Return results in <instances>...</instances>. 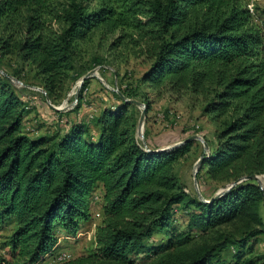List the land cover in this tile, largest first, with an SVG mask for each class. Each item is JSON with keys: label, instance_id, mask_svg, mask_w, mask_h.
I'll return each instance as SVG.
<instances>
[{"label": "trees", "instance_id": "obj_1", "mask_svg": "<svg viewBox=\"0 0 264 264\" xmlns=\"http://www.w3.org/2000/svg\"><path fill=\"white\" fill-rule=\"evenodd\" d=\"M0 28V63L15 57L29 67L52 103L86 74L78 72L82 45L95 33L119 32L150 62L141 85L158 98H198L219 125L197 173L214 190L201 200L178 175L194 141L171 150L149 136L139 143L136 106L127 102L138 95L128 87L93 120L97 137L84 123L35 137L39 130L24 125L35 108L0 74V230L14 226L11 259L0 264H38L55 253L60 232L75 236L91 219L99 188L105 205L96 248L64 264H138L141 255L155 264H226L230 249L240 264L264 236V189L244 180L264 175V23L240 0H0ZM178 209L189 214L186 233L174 227ZM215 230V243L193 242V233ZM159 234L167 241L156 244Z\"/></svg>", "mask_w": 264, "mask_h": 264}, {"label": "rangeland", "instance_id": "obj_2", "mask_svg": "<svg viewBox=\"0 0 264 264\" xmlns=\"http://www.w3.org/2000/svg\"><path fill=\"white\" fill-rule=\"evenodd\" d=\"M240 2L246 8L248 5H253L256 15L252 16L257 23H264V0H240ZM1 34L2 31H0V37ZM121 35L119 32L115 34L95 33L89 42L82 45L84 52L78 65V72H85L86 74L81 78H75L60 103L54 101L52 103L56 107L65 105L68 108L62 116H58L54 112L42 94L27 88H42L35 78V73L29 67L24 66L15 57L5 58L0 63L1 70L13 75L14 78L16 77L15 79L26 86L18 89L22 97L27 99L35 97L36 102L33 106L35 111L25 123L27 131L33 133L34 130L36 132L39 130L38 133L34 132L35 134H32L35 137L54 133L64 134L71 123H84L90 127V132L96 137L98 130L93 121H90V116L98 117L103 109L118 105V97L121 96V91L128 87L138 95L134 100L145 105L146 109L147 102L150 105V111L147 110L144 130L143 128L139 130V120L143 107L135 105L134 111L139 118L136 134L139 143L147 142L146 136H149L154 145L161 143L164 145L163 148H168L185 142V139L193 136H199L203 139V141H194L191 154L178 167V175L187 193L194 197L201 195L204 200V195H210L214 189L202 186L195 172L199 167L201 156L210 153L216 146V133L219 125L213 123L203 113V104L198 98L190 94H184L180 98L170 95L158 98L141 85L140 80L149 68L150 62L146 56L139 54L142 49L140 46H137L132 39L123 41L120 38ZM133 39L136 40V38ZM96 60L100 63L96 64ZM91 71H96L97 76L87 78L86 88L88 87V91L84 94L85 81L82 83L81 80ZM117 90L118 92H116ZM81 101L82 106L80 107ZM61 119L64 120V123L61 122ZM258 177L257 183L264 188V175ZM223 189L225 188L219 189L218 192ZM97 196L98 199H96ZM104 205L103 192L99 188L90 200L91 219L82 223L79 233L75 236L60 232L54 252H70L72 260L69 262L91 256L96 248V232L104 221ZM262 217L264 221V209ZM175 219V229L186 233L189 219L188 212L181 209L176 210ZM13 230L14 226L11 224H7L0 230V259H11L10 250L6 245ZM218 231L222 233L223 231H229V229L224 227ZM193 236L195 237L193 241H196L195 243L204 244L207 242L212 244L217 241L219 232L215 230L204 235L193 233ZM153 241L160 244L166 242L167 237L164 234H159L153 238ZM223 257L226 264L236 262L234 251L231 249L224 252ZM245 261H252L251 264H264V236L250 242L243 253L240 264ZM137 263L155 264L156 260L141 255L137 258Z\"/></svg>", "mask_w": 264, "mask_h": 264}, {"label": "built area", "instance_id": "obj_3", "mask_svg": "<svg viewBox=\"0 0 264 264\" xmlns=\"http://www.w3.org/2000/svg\"><path fill=\"white\" fill-rule=\"evenodd\" d=\"M248 10L249 12L252 14V15H256L255 13V10H254V6L253 5H248ZM96 72V71H95ZM0 74L2 75H5L6 74L0 70ZM96 76H97V73H96ZM11 77V76H10ZM92 78V77H91ZM18 81V82H17ZM10 82L17 88V89H20L21 87H26L22 84V82H20L19 80L15 79L14 77H11V80ZM104 82V81H103ZM108 87V86H107ZM28 89H32L34 91H38L40 94H42L45 98H46V102L48 103V105L54 109L55 111H58L60 113H63L65 112L68 108L65 107V105L63 107H56L52 104V102L50 101V99H48L46 97V93L45 91L42 89V88H39V87H27ZM109 88V87H108ZM84 94H86V92L88 91V88H85L84 89ZM115 91V90H114ZM118 92V90L116 91ZM24 101L25 103L28 105V108L31 109V108H34L33 106H35V97H31L30 99L28 98H24ZM86 101V100H85ZM82 106V101H81V104ZM79 105V106H80ZM80 106V107H81ZM96 117L95 116H90V121H93ZM27 121V119H26ZM25 121V123H26ZM62 123H64V120L61 121ZM24 123V125L26 126V124ZM138 139V137H137ZM145 145V143H143ZM146 146V145H145ZM263 188V187H262ZM264 189V188H263ZM96 199H98V196L96 197ZM72 260V254L68 251H61V252H58V253H53V254H49L47 255L41 262H39L38 264H64V263H67L69 261Z\"/></svg>", "mask_w": 264, "mask_h": 264}, {"label": "water", "instance_id": "obj_4", "mask_svg": "<svg viewBox=\"0 0 264 264\" xmlns=\"http://www.w3.org/2000/svg\"><path fill=\"white\" fill-rule=\"evenodd\" d=\"M8 77L9 80H11V77L9 75H6ZM96 76V72L95 71H91L87 76H85L84 78H82V83L87 79V78H90V77H95ZM18 82V81H17ZM123 97V96H122ZM124 98V97H123ZM127 102H132L134 105H137V106H142L143 107V112H142V115L140 117V120H139V130L143 128L144 130V127H145V122H146V117H147V109L145 107V105H142L141 103H139L138 101H132V100H127ZM138 130V131H139ZM144 135V133H143ZM143 137V136H142ZM196 140H202L199 136H193L191 138H189L187 141L185 142H181L179 144H176L174 146H171V147H168V148H163L161 150H171L173 148H176V147H179L180 145L182 144H185L186 142L188 141H196ZM145 145H146V142H145ZM203 161V158H200L199 160V167L201 166V163ZM199 167L196 169V172L195 173H198L199 171ZM244 180H254V181H258L259 180V177L256 176V175H253V176H250V177H246ZM234 186L233 185H230V186H227L225 189L221 190L220 192H218L217 196L219 195H222L224 193H226L227 191H229L232 187ZM199 198L201 200H203V197L201 195H199Z\"/></svg>", "mask_w": 264, "mask_h": 264}, {"label": "crops", "instance_id": "obj_5", "mask_svg": "<svg viewBox=\"0 0 264 264\" xmlns=\"http://www.w3.org/2000/svg\"><path fill=\"white\" fill-rule=\"evenodd\" d=\"M83 110H86V109H83ZM88 111V110H87ZM98 136V133H97V135H96V137ZM151 142V139H150V137H149V143ZM101 189V188H100Z\"/></svg>", "mask_w": 264, "mask_h": 264}]
</instances>
